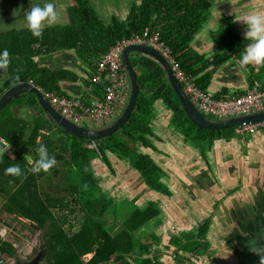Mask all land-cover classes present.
I'll use <instances>...</instances> for the list:
<instances>
[{
	"label": "trees",
	"instance_id": "trees-1",
	"mask_svg": "<svg viewBox=\"0 0 264 264\" xmlns=\"http://www.w3.org/2000/svg\"><path fill=\"white\" fill-rule=\"evenodd\" d=\"M5 1L17 4L25 0ZM211 1L138 0L137 3H132L125 18L119 19L113 15L109 23L104 24L92 11L89 0H72L70 9L75 17L71 24L46 28L40 37H33L27 31L29 37L24 41L23 52H20L19 56L12 55L10 45L8 46L7 37L9 35L12 39L13 35L9 32L0 33V49H7L13 62L8 78L0 86V93L4 88L19 82H27L28 79H32L47 90H58V80L76 77L67 69L39 65V61L31 58L33 52L45 57L55 49L72 47L78 57L88 62L89 75L95 70L96 59L116 40L128 38L133 33L140 34L145 28L158 29L160 40L169 47L176 64L188 76H197L210 62L217 65L230 56H235L239 61L248 40L238 35L229 22H225L220 32L216 33L215 41L220 47V52L212 59L204 58L190 46L193 36L208 18ZM37 40L45 46L43 54L30 47V43ZM128 57L138 82L135 106L127 121L114 133L102 139L89 140L62 129L53 130L54 125L43 116L40 108L39 114L32 118L25 138L27 126L24 123L20 125L13 117L10 106L18 101L29 106L37 105L36 98L31 93L17 95L0 109V135L15 152L14 157L5 153L0 156V196L4 198L2 208L7 213L30 220L34 227L37 226L42 232L43 247L47 252L46 264H106L110 259L120 264H160L158 257L161 249L158 245L161 239L155 232L146 231L154 221H157L155 225L162 223V212L157 203L149 201L146 206L139 208L133 199L125 200L122 206L113 202L97 184L91 168V160L99 154L106 162L108 161L105 151L115 154L118 159L127 157L133 171H137L133 174H139L150 191H160L163 195L169 196L167 185L160 180V177L165 175L164 169L155 166L150 156L139 150V147L153 149L149 139L152 135L149 118L156 100H161L166 109L171 111L174 128L183 131L186 139H192L197 144L203 160L206 158L205 147L211 146L214 138L221 136L228 140L235 134V127L207 129L196 126L186 116L167 82L163 69L147 56L131 52ZM244 68L250 75V86L258 83L257 73L264 75V66H259L257 73L250 65ZM210 74L207 71L196 77L195 84L205 89ZM41 129H45L46 133H42ZM199 140L205 141L204 147L200 146ZM40 144H44L49 154L54 155L59 161L60 167L54 166L47 172L60 169L62 173L73 171L77 175L78 181L75 183L70 181L66 186L63 185L64 192L61 195L43 196L38 189V179L47 172L33 173L28 170L25 154H31L34 161L38 157L36 149ZM92 144L94 146H91ZM11 164H19L23 172L22 176L14 177L17 186L13 193H9L12 186L8 182L12 176L4 171ZM65 180L67 181V177ZM67 195L72 199H68ZM54 208L59 209L56 216L52 211ZM63 208H68L66 213L63 212ZM108 209L114 213L112 223L119 225L116 231H111V227L107 225L109 218L105 212ZM64 225L70 230L74 227V231L66 232L63 229ZM207 229L208 223L204 222L194 235L171 234L166 247L174 246V252L176 250L204 252L207 242L198 239L205 235ZM140 232L148 236L149 240L142 239L143 236L140 238ZM235 241L236 237L227 244ZM0 250L1 256L14 252L12 245L7 242H0ZM89 252H93V255L83 262L81 255ZM250 255L249 252H235L234 259L241 262L240 259H249ZM178 260L180 259H175Z\"/></svg>",
	"mask_w": 264,
	"mask_h": 264
},
{
	"label": "crops",
	"instance_id": "crops-1",
	"mask_svg": "<svg viewBox=\"0 0 264 264\" xmlns=\"http://www.w3.org/2000/svg\"><path fill=\"white\" fill-rule=\"evenodd\" d=\"M47 1L48 0H25V1H20L17 4H10L9 2L5 0H0V33L9 32L10 34L13 35L12 39L11 37H9V35L7 37V41L9 40L8 46L10 45L9 49L12 50V55L19 56L20 52H23V49H22L23 43L26 40V38L29 37V35L27 34L28 29L25 25V19H24L25 12L29 10L34 3H40L41 5H43V3H46ZM242 1L243 0H238V1L235 0L237 4L236 5L234 0H212L211 7H210L211 12L208 18L203 23L201 29L193 36V39L190 42V46L192 47V49L196 51L198 54L202 55L204 58H207L208 60L216 56L220 52V47L215 41V36H216V33L219 30H221V28L223 27V24L225 22H228L225 20V17H226L225 14H229L231 16V17L229 16L230 19L233 18L236 21L242 18V16L245 13L254 10L251 8L250 9L249 8L247 9L238 8L239 6H241L240 3H242ZM49 2H52L54 4V7L56 8L59 14V19L56 24L52 26H45L44 29L54 27V26L62 27V26H65V25L67 26L71 24V22L74 20V17H75L73 12L70 9L72 5V1L67 0L65 2L64 0H51ZM89 2L92 6L91 7L92 11L100 19V21H102L104 24L109 23L110 18L113 15L119 19H123L122 16L123 14L127 13V9H128L127 4L123 2L119 6L117 5L119 8H117V6H114L115 8H112L113 13H114L112 14V12H110L111 11L110 6L107 7L108 3L102 4L106 1L102 3H98V4H95V2H93L92 0H89ZM98 8L100 9L101 13H106V15H102L100 11L98 10ZM258 12L261 14H264L262 11H258ZM220 21H224V23L221 24ZM238 22H241L242 24L243 21L238 20ZM239 31L243 33L245 32L244 28ZM236 32L238 34L237 30ZM238 35H240V33ZM37 41L40 42V40H37ZM31 43H30V47H31ZM31 58L34 61L35 60L39 61V65L46 66V67L53 68V69H57V68L67 69L76 75L75 78L58 80L59 89L56 90L57 92L65 93V94H78L82 91V88L86 81V77L88 76V73L90 72V68H89L88 62L78 57V55L76 54V51L72 47H61V48L55 49L54 51H52L50 54L46 55L45 57L44 55H40L39 53L37 54L33 52V55ZM9 60H10L9 65L5 69L0 70V86L5 81V79L8 78L9 76V71L11 70V67L13 64L10 58ZM250 67L253 68L257 73L258 66L250 65ZM207 71L211 73L210 74L211 76L208 82V86H206L205 89L214 93L217 96H227L233 93H241L245 89H247V87L250 86V82H249L250 75L248 74V71L246 70V68L241 67L239 65L237 58L235 56H230L226 60H224L223 62L217 65L213 64V62L212 63L210 62L207 65V67L203 71L199 72L197 76H194L193 79H195L196 77L197 78L200 77L202 74H204ZM256 76L259 77L258 83L264 82L263 74L257 73ZM22 104H24L22 101H18V103L11 104L10 112L13 115V117L19 121L20 125H22L23 123L26 124L27 126V130L25 131V138H26V135L28 134V131L30 128V124H31L30 122L32 121V118L37 115V113L39 114V110L36 105H33L35 107V110H32L30 109V106L27 109ZM171 115H172L171 111L166 109V106L164 105V103L161 100H156L153 104L152 115L149 118V128L152 131V135L150 136V139L153 143L152 144L153 149L139 147L140 151L145 152L150 156V158L153 160L156 166H158L161 169H164L165 175H162L160 177V180L162 181V183H165L167 185V188L170 191L169 196L171 195L173 196L174 189L177 186H181L182 181H185L186 183L191 181V179L189 178V175L185 173L183 170L185 168L186 158H187V161L190 160L191 158L190 157L191 154L189 153L194 154L193 152L195 151L198 154L197 149H199L197 144L194 143L192 139H186V136H184L183 131H181L178 128H174V124L171 122ZM42 130H45V129H41L40 131ZM0 137L2 138V141H3V142L0 141V143H2V145L0 144V156L3 153H5L6 155L10 157H14L15 152L11 149L7 140L4 139L1 135ZM239 138L240 137L236 135V137L235 136L230 137L229 140H223L220 136L218 138H215L216 139L215 141H212L211 146L222 149L223 146L225 147V144H228V142L226 141H229L230 143H232L235 139H239ZM241 140L243 142H246L249 140V137L242 138ZM91 146H94V144H92ZM148 151H151V154H149ZM217 153H220V151H216V154ZM105 154L108 158V161L106 162L102 158V155L99 154L97 157H94L91 160V166H92L91 168H92L93 176L96 178L97 184L101 186V190L105 194H106L105 187L107 186L106 183L114 182L116 180L118 181V183L116 184L112 183V185L113 184L114 185L113 186L111 185L110 188H113V189L119 188L120 189L118 191L119 197H117L116 192L109 194V191L107 192L108 193L107 197L112 198L113 201H115L116 203H120L121 200L125 201V200L133 199L134 204L137 205L141 202L140 197L142 195L146 196V195L156 194L154 191H150L148 187L144 185L142 177L138 176L139 174L138 175L133 174V172L135 171H133L129 167L128 162L126 163L125 160H123L124 158L118 159L117 156H115V154L109 153V151H105ZM27 155H30L33 161L32 155L28 153ZM178 155H181V157L177 158ZM198 155L197 156L195 155L194 156L195 158L193 157L194 158L193 160H195L197 163L200 160H202L200 155L199 156ZM206 158H208L207 155H206ZM111 160L114 163H116V167L117 165H120L117 168L115 167L117 170L119 168L123 170L122 167H126L129 171L127 175L129 174L131 176L125 178V177H121L120 175H118L114 170V166L111 164L112 163ZM220 160H222V157L220 158ZM56 161L57 162L55 166L60 167L59 161L57 159ZM27 162H28V170H31L32 164L29 160H27ZM97 163L101 164L102 166L99 167ZM105 167L107 168L108 174L110 172V174H112L114 177L115 176L117 177L113 179L101 178V176H106ZM180 170L183 171L184 174L180 173L181 172ZM260 170L264 171V168L261 167ZM209 171H210V168H209ZM47 174H49V172L43 174V176H41L38 179V189L40 193L43 196L46 194H50L51 196L63 194L64 188L60 186L59 181L63 182L66 179V174L65 173L59 174V173L54 172L53 175L49 177V179H46L48 177ZM205 180H208V178H201L198 180V182H195L194 184L197 185V184L203 183V181L208 182ZM8 182L12 186V189L10 190L9 193L11 192L13 193V191L16 189V186H17L16 178L11 177L8 179ZM50 186L53 188L54 191L51 192V190H49ZM229 194L225 197H222L221 199H225L227 201H233L231 200L232 198ZM253 196H256V197L259 196V198L264 199V189L262 190L259 189V192L253 194ZM221 199H220V203L222 202ZM154 202L157 203V201H154ZM3 203H4V198L0 196V217L4 215L5 217H7V219L10 218L13 222L11 226L13 227L15 231L18 232L17 237L15 236L13 237L11 234L8 233L10 231L8 230L9 227L7 228L6 226L4 227L0 224V230H4V233H0V242H7L11 244L12 247L14 248V252L10 255H7L6 253H4L5 254L4 255L2 253L3 258L7 260L6 261L7 264H11L14 259H17V260L28 259L29 258L28 255L34 252L33 246L37 244L39 247V243L41 240L40 241L38 240V236H36L37 238L36 239L34 235L31 233V231L40 232V230L36 229L33 225L34 223L31 222L30 220L20 217V216H15L14 214L7 213L6 211H4V209L2 208ZM230 209L231 208L229 207L225 209L223 213L224 216L228 214V211ZM165 214L166 213L162 212V218ZM248 215L251 216L250 213H248ZM230 216H231V219H228L226 216V219H224L223 223H221V228H222L221 232L223 233V235L222 237H220L222 239L221 248L226 250L224 252L227 255V259L230 260L231 262L230 264H264V259H262L264 258V254H263L264 251H260L261 250L260 249L259 250L260 253L258 255L256 246L253 247L254 252L251 251L252 254L250 255L249 259H240L241 262H238L237 259H234L235 252L239 253L240 251L242 252V250L246 251L247 248H242L239 246L241 243H243V237L241 236L242 235L241 233L240 234L235 233V237H236V241L234 242L235 244L234 243L227 244L228 241L224 240L226 239L224 238V236L229 234L227 233L228 229L232 228L233 225L241 224L240 218L238 216H234L233 211L231 212ZM107 217H110V216H107ZM247 221L248 223H250V227L253 231V225L255 224V219L251 217L250 218L247 217ZM162 222H163V219H162ZM177 222L179 225L178 229L176 232L170 233L167 235L166 245H168L169 236L171 234H175V235L193 234L194 235L196 232L193 233V229H196V230L198 229L197 226L193 227V225H190V220H186V218L182 220V223L179 220H177ZM107 225L111 227V228L109 227L111 231H116L119 227L118 224L112 223V221H108ZM208 226H209V223H208ZM65 227L67 228L66 225ZM242 228L244 229L243 226ZM72 231L74 230L72 229ZM156 234L160 237L161 240H163L161 233L157 232ZM206 234H207V231L205 235L204 236L202 235V237L198 240L205 241L204 237L206 236ZM139 237L140 238L142 237V239L144 238L148 239V236L147 237L144 236V233H141V232L139 233ZM183 242H184V239H183ZM247 243H249V241H247ZM166 245L163 244V246H166ZM257 245L261 247V245L259 244ZM170 247H172L173 250L175 248L174 246H170ZM208 247H209V242L207 243V247L205 248L206 250L202 252L203 255L209 254V251H207ZM194 251L195 250L185 251V252L180 251V250H176V252L172 251L170 252L171 254H169V256L172 257V260H169V261L167 259H164L162 253H160L158 259L160 260V264H166V263L175 264V259H180L185 264H188L189 259H183L182 257L184 256V254L187 255L190 253L192 255V252ZM90 253L92 256L93 252H89L88 254ZM195 254H196L195 256L193 255L194 257H200V255H198L196 252ZM0 255H1V250H0ZM43 259H45V264H46L47 263L46 254L43 256ZM111 262H114V260L110 259V262L106 264H110Z\"/></svg>",
	"mask_w": 264,
	"mask_h": 264
},
{
	"label": "rangeland",
	"instance_id": "rangeland-1",
	"mask_svg": "<svg viewBox=\"0 0 264 264\" xmlns=\"http://www.w3.org/2000/svg\"><path fill=\"white\" fill-rule=\"evenodd\" d=\"M49 1H51V0H48L47 2H49ZM64 1L66 2L67 0H64ZM92 1L95 2V4L102 3L104 1H106L102 4L108 3L107 7L110 6V8H111L110 12H112V14H114L112 8H115L114 6L120 5L119 0H92ZM109 4H111V5H109ZM118 6H117V8H119ZM98 10L100 11L99 8H98ZM100 13H101V11H100ZM101 14L106 15V13H101ZM125 15L126 14H123L122 17L124 18ZM225 20L230 21L229 18H227V17H225ZM223 23H224V21L221 22V24H223ZM218 32H220V30ZM22 105L27 109L29 108V105H25V104H22ZM30 109L35 110V107L32 105V106H30ZM206 115H207V118H209L211 120H216L215 116H212L210 114H206ZM111 122H109V124ZM150 123H151V121H150ZM151 125H152V123H151ZM159 131H160V129H159ZM1 142H3V141L1 140ZM198 142H199L200 146H202V147L205 146V141L199 140ZM0 144L2 145V143H0ZM225 147L223 148V150L226 151V156H225V153L223 152L222 160H220V158H219L220 153L216 154L217 147H214L215 151L213 152L214 156H212V158L216 162L228 165L232 169L237 168V176L242 177V182L244 181V178L247 175L246 170L244 168V163L250 161L252 165L256 166L261 161L262 164L260 166H262L264 168V134L262 133V131H259L257 133H253L252 135H250L249 140L246 142H243L239 138V139H235L232 143L229 142L228 144H225ZM148 153L151 154V151H148ZM193 153L196 156L198 155L195 151ZM189 154H191L190 155V157H191L190 160H191L195 155L192 153H189ZM260 155H262V157H260ZM180 157H181V155H178L177 158H180ZM123 160H125L126 163L129 161L127 159V157H124ZM190 160L187 161V158H186L184 169H189V166H186V165H188L187 162H189ZM207 160L208 159L205 158V161H207ZM192 162H195V160H193ZM126 163H124V164H126ZM111 164L114 166L115 172L118 175H120L121 177L127 178V177L131 176L129 174L127 175V173L129 171L126 167H122L123 170L121 168H119L117 170L116 168L120 165H117V167H116V163H114L113 161ZM97 165L99 167L102 166L99 163H97ZM204 165H205V163L203 164L202 160H200L199 165L197 167H195V169L198 170L196 172L198 173V172H200L199 170H201V171L205 170ZM195 169L193 168L191 170H195ZM183 171L189 175V178L191 179V181L188 183H186L185 181H182L181 186H177L174 189L173 196L171 195V196L167 197V196L163 195L162 193H160V191H156V192L154 191L156 194L146 195V196L142 195L140 197L141 202L139 204H137V206L139 208L146 206L147 202H149V201H157V205L159 206L161 212L166 213L163 216V222L162 223L157 224L155 226L157 221H154L153 223H151V226H148L146 228V231L147 232L148 231L149 232L155 231L156 233L157 232L161 233L163 240H161V243L158 245V248L161 249V253L163 255V258L167 259L169 261V260H172V257H170L169 254H171L170 252L173 251V248L163 246V244L166 245L168 234L174 233L177 231L178 226H179L177 220H179L182 223V220L184 218H186V220H190V225H193V227L194 226L199 227L201 224H203L206 221L207 223H209V226L207 229V234L204 237V240L207 243L209 242V247L207 249V251H209V254L203 255V253H202L203 250H195L194 252H192V255L190 253L187 255L184 254V256L182 258L183 259H189L188 264H230L231 262L229 259H227V255L224 252L226 250L221 248L222 239L220 237H222V235H223V233L221 232L222 231L221 223H223L224 219H226V216L228 219H231L230 215H231L232 210L230 209L228 211V214H226L224 216V214H223L224 213V206L223 205L225 204V202H223V200H225V199H222L221 203H220V199H221V197L224 196V192H227L228 189L231 192L232 188L235 187V185L233 184V182L231 180L232 178L231 177L229 178L227 176H224V177L218 176V179L214 180V181H216L217 185L215 184V186H213V181L211 178H209V174H208L207 176H208L209 180H207V181L209 183L203 181V183H201L202 185H200V184L196 185L194 183L198 182V180L201 178H199V176H196L195 174L194 175L190 174V172H188V170H183ZM183 171H181L180 173H183ZM255 171L256 170H254V172ZM62 172L63 171L60 169L55 171V173H59V174H61ZM66 172H67V170H66ZM135 172H137V171H135ZM53 173H54V170L50 171L49 174H47L48 177L46 179H49V177L52 176ZM65 174L67 177V181L66 180H64L63 182L59 181L60 186H62V187H63V185L66 186V184H69L70 181H74V183L76 181H78L77 175L73 171H72V173L67 172ZM105 174H106V176H101V178L113 179V178L117 177V176L114 177L112 174H110V172L108 174L107 168L105 169ZM69 175H71V177H69ZM234 181H237V180L234 179ZM211 182H212V184H210ZM112 183L116 184V183H118V181L116 180L114 182L106 183V185H107L105 187L106 195L108 194L107 193L108 191H109V194L116 192L117 197H119L118 191L120 189L119 188L118 189L110 188ZM168 184H169V182H168ZM208 184H210V185H208ZM137 186H138V184H137ZM223 188H224V190H223ZM212 189H214V190H212ZM49 190H51V192L54 191L51 186L49 187ZM222 190L224 192H222ZM211 192L218 194V196L217 197L213 196V193H211ZM248 195L249 194L243 195V193L241 192V194H239V197L231 196V198H232L231 200L239 202V204H240V203H242V199L246 198ZM67 196H68V199H72L71 196H69V195H67ZM241 197H242V199H241ZM256 198H259V196H257ZM256 198L254 201L256 204H258L259 201H257ZM214 199H217V200H215V202H214ZM254 201H252V203ZM123 203H124V200H121L119 204L122 206ZM71 206H73V205L71 204ZM113 207H114V205H113ZM62 210L64 213H66L68 208L67 209L63 208ZM52 211H53L54 215L56 216L57 215L56 212H59V209L57 210V208H54V209H52ZM105 213L107 214V216H110V217H108L109 221H112V217L114 218V213L112 211H110V209H108ZM74 217L76 218L77 215H75ZM0 224L4 227L5 226L7 228L9 227L10 229L8 228V230H10V231L8 233L11 234L13 237L14 236L17 237L18 232L15 231L13 229V227L11 226L13 224V222L10 218L7 219V217H5L3 215L2 217H0ZM47 226H48V222H46L45 228H47ZM63 229L66 232H68L70 230V229L66 228L65 225L63 226ZM71 229L74 230V227H72ZM188 229H190V228H188ZM70 231H72V230H70ZM194 232H197V230L193 229V233ZM0 233H4V230H0ZM31 233L34 235L35 238H36V236H38V240L43 239V237H41L42 236L41 231L40 232L31 231ZM144 239L146 240L147 238H144ZM37 247H38L37 244L35 246H33L34 252H32L30 255H28L29 258L34 255V253L37 250ZM195 252L198 255H200V257H194L196 255ZM90 256H91V253L90 254L84 253L81 255V259L83 262H86L90 258ZM41 261H42V264H45V259H42ZM111 264H120V262H117V263L111 262Z\"/></svg>",
	"mask_w": 264,
	"mask_h": 264
},
{
	"label": "built area",
	"instance_id": "built-area-1",
	"mask_svg": "<svg viewBox=\"0 0 264 264\" xmlns=\"http://www.w3.org/2000/svg\"><path fill=\"white\" fill-rule=\"evenodd\" d=\"M158 28V27H156ZM130 44H144L158 50L169 62L171 70L183 92L197 109L215 117L239 116L264 109V82L253 84L241 93L216 96L198 87L192 76L186 75L176 64L170 49L159 38L158 29L145 28L140 34L133 33L128 38L115 41L96 59V67L87 77L82 91L65 94L47 90L32 79L27 83L34 86L49 104L64 118L83 126H104L119 117L124 111L129 95L130 82L122 62V51ZM34 51H45L39 41L31 43ZM264 129V119L236 126L239 134L253 133ZM41 132L45 133V130ZM2 138L0 137V141ZM0 255V264H7Z\"/></svg>",
	"mask_w": 264,
	"mask_h": 264
},
{
	"label": "water",
	"instance_id": "water-1",
	"mask_svg": "<svg viewBox=\"0 0 264 264\" xmlns=\"http://www.w3.org/2000/svg\"><path fill=\"white\" fill-rule=\"evenodd\" d=\"M240 5L241 6H239L238 8H243V9L251 8L254 9L253 11L255 10L257 12L262 11L264 13V0H243L242 3H240ZM210 12L211 11L209 8L208 16ZM225 15L227 18H229L230 21L228 22L234 27L235 31L237 30L238 34L240 33V35L242 34L241 37H244V33L239 31L243 28L246 31V26L244 25V23L242 22L241 24V22H238V20L235 21L233 18L230 19L231 16L229 14H225ZM131 52H135L140 55L149 57L151 60L156 62L163 69L167 82L171 86L186 116L196 126L207 129H224L226 127H235L239 124L250 123L264 119V109L250 114H241L239 116L216 117V120H211L207 118V115L201 112L199 109H197L194 103L183 92L180 84L176 80L171 70V66L167 61V59L158 50L144 44H130L127 45L122 51L121 54L122 62L128 73V79L130 82V95L127 105L124 111L122 112V114L119 117L112 119L111 120L112 122L110 121L111 123L108 125L83 126V125L75 124L74 122L64 118L56 109H54L49 104L47 99H45L43 95L34 86L30 85L27 82H19L17 84L4 88L0 93V109L3 108L7 103H9L11 99L17 97V95H24L31 93L35 96L37 103L36 106H38V108L41 109L43 116L54 125L53 130L62 129L72 135L89 140L102 139L106 136H109L112 133H114L118 128H120L124 122L127 121L128 117L131 115L133 108L135 106L136 97L138 94V82H137L135 70L131 66L128 57V55ZM26 157H31V156L26 154L25 158ZM128 165L131 169L133 168L129 162ZM35 228L38 229L37 226H35ZM41 243H43L42 240L40 241L39 245H41ZM45 254L46 252H44L43 255ZM175 262H176L175 264H185L180 260Z\"/></svg>",
	"mask_w": 264,
	"mask_h": 264
},
{
	"label": "flooded vegetation",
	"instance_id": "flooded-vegetation-1",
	"mask_svg": "<svg viewBox=\"0 0 264 264\" xmlns=\"http://www.w3.org/2000/svg\"><path fill=\"white\" fill-rule=\"evenodd\" d=\"M120 1H119L120 4L123 2L126 3L127 8L129 10L132 3H137L138 0H120ZM236 1H238V0H236ZM234 2H235V0H234ZM128 10H127V12H128ZM259 131L260 130L254 132V133H257ZM221 138L223 140H226L223 137H221ZM215 140L216 139L214 138L212 141H215ZM226 142L229 143V141H226ZM150 143L153 144L151 139H150ZM147 148H149V147H147ZM223 148H224V146L222 147V149L217 148V150H216V151H220L219 158L222 157L223 152L225 153V156H226V151H224ZM197 151L199 154L198 149H197ZM214 151H215L214 147H212V146L205 147V153L208 156L207 161H204L202 159L203 164L205 163V165H204L205 170H202V171L199 170L200 172H198V173L196 172L198 170H196L195 167H197L199 165V162L198 163H196V161L192 162L194 158H192L189 162H187L188 165H186V166H189V169H184V170H188V172H190V174H192V175L195 174L196 176H199V178H208L207 175L209 174V178H211L213 181V186H215V184L217 185L216 181H214V180L218 179V176H221V177L227 176L229 178L231 177L232 178L231 180H232L233 184L235 185V187L232 188L231 192L229 189L227 190V192H224L223 191L224 188H223V190H222V192H224L223 197L227 196L229 194V192H230L229 195L230 196L233 195L234 197H239V194H241V192L243 193V195L249 194L246 198L242 199V197H241L242 203H240V204L237 203L236 201L223 200V202H225V204L223 205L224 211L227 207L231 208L234 216H238L241 220L240 225H238V224L233 225L232 228L228 229L230 232L227 230V233H229V234L224 236V238H226L224 240H226V241L234 240L235 233H237V234L241 233L242 234L241 236L243 237V243H241L240 245L242 248H247L246 251L242 250V252H244V253L249 252L250 254H252V252H254L253 247L256 246L257 253L259 255L260 251H264V199L256 198V196H253V194L258 193L259 189L260 190L264 189V171L260 170L262 167V166H260L261 161L256 166L252 165L250 161L244 163V168L246 170L247 175L244 178V181L242 182V177L237 176V168L232 169L228 165L218 163L212 158V156H214V154H213ZM260 157H262V155H260ZM193 168L195 170H191ZM209 168H210V171H209ZM254 170H256V171L254 172ZM209 178H208V180H209ZM234 179H236L237 181H234ZM205 181H207V180H205ZM207 183H209V182H207ZM211 184H212V182H211ZM200 185H202V184L200 183ZM208 185H210V184H208ZM212 190H214V189H212ZM211 193H213V196H216V197L218 196V194H215L214 192H211ZM255 198L257 201H259L258 204H256L255 202L252 203V201H254ZM215 200H217V199H214V202H215ZM248 213H250L251 216H249ZM247 217H249V218L251 217V218L255 219V224L253 225V231L250 227V223H248V221H247ZM241 225L244 227V229L242 228ZM247 241H249V243L245 244ZM257 244L261 245V247H259ZM44 252H46V250L44 249L43 244H41V245H39V247H37V250L32 257H30L29 259H23V260L14 259L11 264H42L41 260L43 259ZM254 255H256V254H254ZM262 259H264V258H262Z\"/></svg>",
	"mask_w": 264,
	"mask_h": 264
},
{
	"label": "clouds",
	"instance_id": "clouds-1",
	"mask_svg": "<svg viewBox=\"0 0 264 264\" xmlns=\"http://www.w3.org/2000/svg\"><path fill=\"white\" fill-rule=\"evenodd\" d=\"M25 25L33 37H40L45 26H52L58 22L59 14L52 2H46L41 5L34 3L32 7L24 14ZM246 26L244 38L248 40L240 54L239 65L245 67L247 65L264 66V14L257 11H249L245 13L242 18ZM212 45V43H211ZM10 63L9 53L7 49H0V70L5 69ZM262 131L264 129H259ZM254 133V132H253ZM253 133L239 134L235 126L236 137L238 135L241 139ZM38 157L32 161L31 157H26L32 164L31 171L33 173L47 172L56 165V157L50 155L48 149L44 144H40L36 149ZM5 173L12 177H20L23 175L19 164H11L5 168Z\"/></svg>",
	"mask_w": 264,
	"mask_h": 264
}]
</instances>
